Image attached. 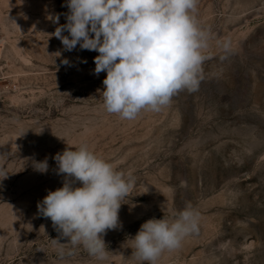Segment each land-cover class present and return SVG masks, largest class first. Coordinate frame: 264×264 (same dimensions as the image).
Instances as JSON below:
<instances>
[{
	"label": "rangeland",
	"instance_id": "374dc122",
	"mask_svg": "<svg viewBox=\"0 0 264 264\" xmlns=\"http://www.w3.org/2000/svg\"><path fill=\"white\" fill-rule=\"evenodd\" d=\"M64 4L0 0V264H139L128 236L189 203L199 232L157 264H264V0H198L208 34L198 89L134 120L102 107L98 53L65 51L51 36L49 16L65 24ZM80 145L136 180L122 229L104 237L105 261L37 214L63 186L53 157ZM45 159L48 171H36Z\"/></svg>",
	"mask_w": 264,
	"mask_h": 264
},
{
	"label": "clouds",
	"instance_id": "9594fccd",
	"mask_svg": "<svg viewBox=\"0 0 264 264\" xmlns=\"http://www.w3.org/2000/svg\"><path fill=\"white\" fill-rule=\"evenodd\" d=\"M197 5L198 0H65L66 23L59 24L60 14L49 16L58 25L51 36L65 51L79 45L98 53L93 74L106 72L98 90L102 107L134 120L142 110L160 111L181 90L198 89L208 34L199 25ZM62 63L69 65L67 59ZM53 159L63 186L37 202V214L51 220L59 238L107 260L104 237L122 229L119 212L135 177L116 170L87 145L66 147ZM48 167L45 159L34 168L46 173ZM199 223L200 213L190 203L169 217L148 219L128 236L131 254L139 264H157L162 252L178 250L197 234Z\"/></svg>",
	"mask_w": 264,
	"mask_h": 264
}]
</instances>
